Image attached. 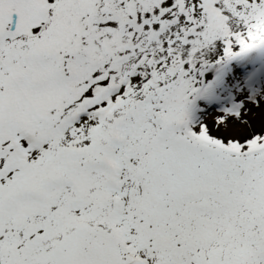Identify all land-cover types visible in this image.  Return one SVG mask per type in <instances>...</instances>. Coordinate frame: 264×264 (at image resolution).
I'll list each match as a JSON object with an SVG mask.
<instances>
[{"label": "snow or ice", "instance_id": "1", "mask_svg": "<svg viewBox=\"0 0 264 264\" xmlns=\"http://www.w3.org/2000/svg\"><path fill=\"white\" fill-rule=\"evenodd\" d=\"M0 264H264V0H0Z\"/></svg>", "mask_w": 264, "mask_h": 264}]
</instances>
